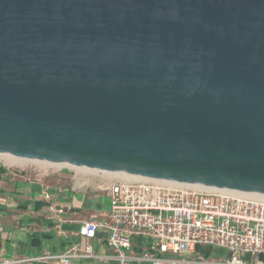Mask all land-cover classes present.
Masks as SVG:
<instances>
[{
  "label": "water",
  "instance_id": "95a60500",
  "mask_svg": "<svg viewBox=\"0 0 264 264\" xmlns=\"http://www.w3.org/2000/svg\"><path fill=\"white\" fill-rule=\"evenodd\" d=\"M0 153L264 195V0H0Z\"/></svg>",
  "mask_w": 264,
  "mask_h": 264
},
{
  "label": "built area",
  "instance_id": "2783aa9c",
  "mask_svg": "<svg viewBox=\"0 0 264 264\" xmlns=\"http://www.w3.org/2000/svg\"><path fill=\"white\" fill-rule=\"evenodd\" d=\"M94 189L107 206L74 230L63 228L74 220L61 216L71 207L44 189L63 249L0 254V264H264V195L123 176Z\"/></svg>",
  "mask_w": 264,
  "mask_h": 264
},
{
  "label": "crops",
  "instance_id": "0c3cea01",
  "mask_svg": "<svg viewBox=\"0 0 264 264\" xmlns=\"http://www.w3.org/2000/svg\"><path fill=\"white\" fill-rule=\"evenodd\" d=\"M44 189L48 190L58 204L71 207L67 213L61 215L74 220L63 224L66 230L76 229L77 220L85 217L84 213H98L107 206L104 193L91 196L68 190L60 194L49 188L45 181L33 182L26 174L5 168L0 173V254L27 256L45 249H63L65 241L53 230V219L50 218L52 213L42 197ZM95 195L101 196V199L96 201L97 205L93 209L92 200Z\"/></svg>",
  "mask_w": 264,
  "mask_h": 264
},
{
  "label": "rangeland",
  "instance_id": "374dc122",
  "mask_svg": "<svg viewBox=\"0 0 264 264\" xmlns=\"http://www.w3.org/2000/svg\"><path fill=\"white\" fill-rule=\"evenodd\" d=\"M13 158L15 157L0 156V165L4 166L9 171L26 174L28 179L33 182L45 181V183L48 184L49 188H51L52 190H57L60 194H63L65 191L68 190H76L77 192H84L87 195L91 196L93 194L100 195L103 194L104 191L102 189H94V186L96 183H98V181L107 180L110 178H119L122 176L126 177L124 174L121 173H100L98 171H95L94 169L89 168L60 165L57 163L48 164L44 161L32 159H22L18 161L13 160ZM94 198L95 199L92 200L93 209H95L97 205L96 201H99V199H101V196L95 195ZM90 214V211L84 213L83 215L85 217L83 218H86ZM213 250L216 252L214 255L217 256L219 248L213 247Z\"/></svg>",
  "mask_w": 264,
  "mask_h": 264
},
{
  "label": "bare ground",
  "instance_id": "6f19581e",
  "mask_svg": "<svg viewBox=\"0 0 264 264\" xmlns=\"http://www.w3.org/2000/svg\"><path fill=\"white\" fill-rule=\"evenodd\" d=\"M0 156H9V155H7V154H3V153H0ZM5 158V157H4ZM8 158V157H7ZM3 159V158H2ZM24 160V159H28V158H18V157H15V158H13V160ZM55 164V163H54ZM110 173H115V174H119V173H117V172H110ZM122 174V173H121ZM126 177H129V178H141V177H139V176H137V175H129V174H124ZM176 184H180V183H176ZM185 185H188V184H185Z\"/></svg>",
  "mask_w": 264,
  "mask_h": 264
},
{
  "label": "trees",
  "instance_id": "16d2710c",
  "mask_svg": "<svg viewBox=\"0 0 264 264\" xmlns=\"http://www.w3.org/2000/svg\"><path fill=\"white\" fill-rule=\"evenodd\" d=\"M5 171V167L0 165V173L4 172ZM43 236H48L46 234H43ZM36 240H38V238L36 237ZM198 250H201L202 252L205 253V255H208V252L207 251H203V249L201 247H198Z\"/></svg>",
  "mask_w": 264,
  "mask_h": 264
}]
</instances>
